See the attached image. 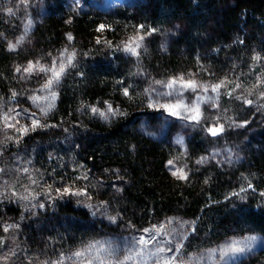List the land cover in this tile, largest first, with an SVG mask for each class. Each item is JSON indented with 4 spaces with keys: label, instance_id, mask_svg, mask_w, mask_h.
I'll use <instances>...</instances> for the list:
<instances>
[{
    "label": "trees",
    "instance_id": "16d2710c",
    "mask_svg": "<svg viewBox=\"0 0 264 264\" xmlns=\"http://www.w3.org/2000/svg\"><path fill=\"white\" fill-rule=\"evenodd\" d=\"M68 1L47 0L45 15L25 27L17 9L8 8L15 0H0V117L15 116L10 134L0 135V166L23 158L31 191L43 199L27 214L16 198L0 199V218H15L22 228V254L40 262L171 219L190 225L187 254L231 237L264 238V0H133L80 11ZM134 41L136 55L124 50ZM53 61L65 64L56 98L47 115L28 121L32 98L51 74L23 69ZM179 76L202 85L225 81V99L240 97L244 113L261 123L252 134L240 129L235 158L203 161L187 179L168 164L179 147L142 130L157 115L156 81ZM108 104L119 113L105 118L91 111L105 112ZM200 141H187L194 161L208 155ZM239 264H264V248Z\"/></svg>",
    "mask_w": 264,
    "mask_h": 264
},
{
    "label": "rangeland",
    "instance_id": "374dc122",
    "mask_svg": "<svg viewBox=\"0 0 264 264\" xmlns=\"http://www.w3.org/2000/svg\"><path fill=\"white\" fill-rule=\"evenodd\" d=\"M128 1L131 2L133 0H69V6L66 7H71L77 11L84 9L86 6L106 10ZM47 7V0H15L13 6H9L8 8L17 9L22 16L25 27H31L34 25L35 18L45 15ZM210 86L211 85H209L207 92L202 89H198L197 92H184V102L186 104L189 102L195 103L197 96H203L206 98L203 103L199 104L201 112L199 123L169 115L165 109L159 107V105L174 103L176 101L174 96L158 97L156 95L157 91L167 92L169 89L156 83L151 90V95L157 104L155 108L157 115H155L154 120L150 119L144 121L142 124V130L155 139H163V137L167 136L172 143L179 147L180 155L173 159L175 168L170 167L172 173L177 169H182L188 177L191 174V171L195 167L200 166L203 161L210 159L224 162L235 158L237 155L236 141L242 133L240 129L248 127L249 130L246 132L252 134L255 131L256 126L261 125L259 121H255L254 118H250L244 113L243 108L239 105L240 101H238V98L231 97L228 100L225 99L227 96H225L226 90L224 87L217 95V93L211 91ZM41 89L36 90L35 97L38 98V100L33 103L34 109L29 113L31 116L27 118L28 121L33 118L32 114L40 115L42 109H48L53 101L51 92L49 90L42 91ZM208 97H214V99L208 100ZM42 106L44 107L42 108ZM189 115H191V113ZM10 123L13 124L11 120ZM211 127H222L223 131L227 130L232 133L228 135L223 134V136L220 137L222 134V132H220L218 135L212 136L208 131ZM12 129L13 127L6 128L3 123V125H0V135L10 134ZM246 132H243V138L245 137ZM190 137L192 139L199 138L201 139L200 142L203 143L204 151H206L208 155H204V157L199 159V161L202 162L198 163V161H194L192 155L189 154L187 141ZM178 140H182V142H178ZM23 160V158L17 157L16 161L11 164L9 163L10 159L6 158L3 166H0V168L4 170L3 172H0V199L8 195V198H16L19 209H22L23 212L27 214L32 210L37 209V207H42L43 199L40 195L34 196L32 193L31 189L34 181L27 168L28 165L24 163ZM20 178L23 180L22 182H20ZM17 184H19V186ZM25 213L22 214V216H24ZM10 225H15V227H10L9 230L5 232L3 230L4 227ZM189 226V223H185L178 219H171L167 224L163 223L156 226L157 228H162L163 231L162 233L154 234L156 236L155 242L149 247V249L144 250V261H140V264H145V262L146 264H155L154 258L149 256L148 253L154 250L155 247L160 246L167 249L169 247L174 248L178 245H182L180 252L175 253L177 256V264H179L180 261H183V264H239L241 261L264 248L263 237L257 235H245L237 238L231 237L210 249L187 254L183 252V248L186 242V237L189 234ZM0 230L5 233V238L2 239L3 244L0 246V264H54V262L58 261L61 256L65 258L64 264H73V261H75V264H81V261H83V264H87V261L96 255H100L106 260V262L111 261V264H115L117 258L123 259L124 255L128 254V249L125 246L126 238L114 239L105 237L98 242H94L97 245V248L103 245L104 252L102 253H97L96 249H93L91 253H86L85 257L79 259L73 257L72 260H69L68 257L72 256L74 253L72 252L61 256L48 257L40 262L39 260L38 262H30L27 255L24 256L21 252L19 239L22 228L19 223H17V220L7 216L0 218ZM143 234L144 231H141L134 236L138 237ZM131 237L133 236L131 235L128 238ZM246 237H255L256 239L250 242V246L245 252L229 254V257H225L224 259L220 258L218 250L225 245L226 241L232 239L244 240ZM169 241H171V243H169ZM109 249L114 250L111 256L108 255ZM212 250L217 251L213 254ZM173 254L174 253L168 252L161 255H167L170 257ZM138 260L139 258H136V260L129 261L128 264H137ZM92 264H99V261L93 259ZM161 264H163L162 261Z\"/></svg>",
    "mask_w": 264,
    "mask_h": 264
},
{
    "label": "snow or ice",
    "instance_id": "6c2138e0",
    "mask_svg": "<svg viewBox=\"0 0 264 264\" xmlns=\"http://www.w3.org/2000/svg\"><path fill=\"white\" fill-rule=\"evenodd\" d=\"M9 11H11V9H9ZM143 26H141L142 28ZM98 30H103V26H101L100 29ZM68 39L71 40L72 37L71 35L68 36ZM139 39H143V37H140ZM135 43V47L131 46V45H126L125 46V51L136 55V49L140 46L138 42L134 41ZM11 48L14 49L15 45L10 46ZM67 51V50H65ZM74 53L70 54L67 57V64L69 66H71L72 64V60L74 58ZM255 59L257 61L261 60L260 56L255 57ZM38 68V70L40 72L43 73H51L50 77L46 80L45 84L43 85V88L41 89L43 90H49L51 92V97L53 100H55L56 98V92L54 91V88L56 86L59 85L61 77L63 75V73L65 72V64L64 63H60L59 66L57 67L56 62L53 61L52 66L49 68H44L42 66H38V65H33V64H29L26 68L23 69V71L28 74L31 75L34 71V69ZM17 72H20L21 69L17 68L16 69ZM157 84L162 85V87L169 89V91L164 92V91H157L156 95L158 97L160 96H167V97H175L176 101L174 103H165L162 105H159V107L165 109L169 115L172 116H177L180 119H187L189 121L195 122V123H199L200 119H201V112H200V108H199V104L203 103L205 101V97L203 96H197L196 97V102L192 103H185L184 102V92L186 91H192V92H197L198 89H202L203 91L207 92L209 89V85H201L198 84L195 80L192 79H186L184 76H179V77H175L171 80H169L168 82H163V81H156ZM225 81H220L219 83L213 84L211 85V91L214 93H217V95L220 93V90L225 87ZM237 88L240 87V85H236ZM156 91V90H153ZM231 94V93H229ZM251 94V93H249ZM124 95L127 96L129 95L128 89L125 88L124 89ZM13 96H15V93H13ZM238 99L240 97H237ZM260 99H264V92L260 93ZM34 101H37L38 98L33 97L32 98ZM208 100H213L214 97H208ZM245 103L247 104H252L253 101L248 100L245 98ZM152 104H149V107H152ZM51 108V105H49V109ZM27 111V110H25ZM42 111H44V114L47 115V110L42 109ZM91 111L93 113H98L100 116H103L105 118H107L106 113L111 114V115H116L119 113V109H114L113 106L111 104L107 105L106 111L105 112H101L98 108L92 107ZM191 113V115H189ZM17 115H19V113H17ZM34 115V114H32ZM0 119L3 120L4 125L6 128H10V127H15L13 124L10 123V120H15V116H10L8 113H4L2 117H0ZM18 123V121H17ZM32 126L33 128L39 126V121L38 120H33L32 122ZM19 131H21L22 133H26L28 131V128H22ZM209 133L212 136H216L218 135L220 132L223 131L222 127H211L208 129ZM178 142H182V140H178ZM202 162V161H198ZM169 166L172 168H175L174 162L173 161H169L168 162ZM4 170L2 168H0V172H3ZM173 175H176L178 177V179H187V175L183 172L182 169H177L175 171H173L172 173ZM250 186V185H249ZM241 191H244V189L242 188ZM69 189H64V193H68ZM74 195H80V193H72ZM262 196H264V192L261 193ZM114 220V218H113ZM10 227H15V225H10L7 227H4V231L7 232L9 230ZM144 234L143 235H139L137 236H133L131 238H126L125 240V246L128 249V254L124 255L123 259H116L115 264H128L129 261H133L136 260V258H139V260L137 261V264H140V261H144V250L145 249H149V247L155 242L156 236L154 234L156 233H162V228H157L156 226H154L151 229H144ZM255 237H246L244 238V240H237V239H232L230 241H226L225 245L222 246L218 251L220 253V258L224 259L225 257H229V254H237V253H243L245 252L246 249L249 248L250 246V242L252 240H255ZM169 243H171V241H169ZM3 244V240L0 239V246H2ZM243 245V246H241ZM182 248V245H178L176 247H169V248H165V247H155L154 250L150 251L148 253L149 256H151L152 258H154L155 264H161V261L163 262V264H177V256L175 255V253H179L180 250ZM93 249H96L97 253H102L104 252V248L103 245H101L99 248H97V245L95 243H90L87 245V247L83 250H79L76 251L72 254V256L68 257L69 260H72L73 257L79 259L82 257H85L86 253H91ZM112 249L108 250V255L111 256L113 254ZM217 250H212V253L215 254ZM168 252L174 253L172 256H167V255H161V254H166ZM64 257L61 256V258L54 262V264H64ZM98 260L99 264H111V261H107L102 258L100 255H96L94 257H92V259H89L87 261V264H92V260ZM73 264H75V261H73ZM81 264H83V261H81ZM146 264V262H145ZM179 264H183V261H180Z\"/></svg>",
    "mask_w": 264,
    "mask_h": 264
}]
</instances>
